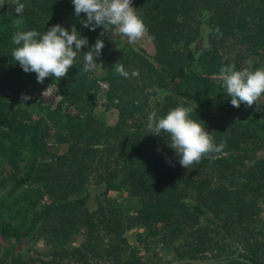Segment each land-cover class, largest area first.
<instances>
[{"label": "trees", "instance_id": "trees-1", "mask_svg": "<svg viewBox=\"0 0 264 264\" xmlns=\"http://www.w3.org/2000/svg\"><path fill=\"white\" fill-rule=\"evenodd\" d=\"M19 2L26 5L22 17L24 22L19 26L15 24L18 17L13 11L17 0L14 3H0V124L4 125L8 132L29 134V142L33 145L40 129L39 123L35 122L33 129L30 126L32 131L25 133L26 122L15 119L9 114L10 111L4 109L5 100L15 95L22 78H32L29 85L27 84L30 88L35 87L37 83L33 80L35 73H25L18 62L12 59L10 54L17 47L12 43V36L17 31L27 30H36L43 34L55 24H60L66 29L74 25L82 36L88 38L90 47L99 36V28L91 31L82 27L79 21L85 18V14L81 13L80 17H76L71 0H19ZM196 4L199 6L194 7ZM196 10L198 11L196 14L205 17L204 22L209 27L206 38L198 34V26L193 24L195 16L193 14ZM143 22L148 28L149 37L156 42V65L137 51H124L121 46L108 49L105 42H110L109 36L100 37L105 46L96 61L105 62L103 80L108 87L104 94L107 101L106 109L117 111L118 117L114 123L95 119L84 109L83 105H90V99L94 94L89 93L86 87L89 80L88 72L82 71L83 52L88 50L87 47L81 49L82 53L78 55L66 77L59 80L54 77L45 78L62 89L64 99H71V102L83 110L81 116L67 118L66 121L65 138L67 141L70 140L76 157L72 159L65 156L64 162L52 169L50 166H39L33 155L26 173L20 175H16L17 171L13 173L11 191L19 187L23 189L14 196L11 203L4 205L6 215L0 217V237L3 242H8V238L19 241L23 236L29 235L38 224L48 239L60 233L64 237L69 234L84 235L81 243L71 250V256L75 258L76 263L84 264L90 259L86 252L90 251L91 257L97 255L95 244L100 239L95 238L96 226L99 224L104 230L105 241L104 255H101L107 258L109 264H143L139 259H135L134 254L127 256L129 246L123 235L124 226L129 227L133 224L148 226L152 222L168 223L172 217L181 213L192 220V225L206 227L212 223L218 227L214 217L208 216L209 211L215 217L222 207L230 209L231 216L233 214L237 217L244 214L252 216L257 213V205L262 195L259 194L256 178L242 181L241 187L234 189L230 186L210 184L209 179L200 177L199 165L207 161L214 164L229 161L226 158H214L213 156L217 154L214 152L205 155L198 164L190 166L194 167L191 171L196 174V178L192 179L191 175H185L174 151L167 146L170 144L167 134L161 133V136L148 134L147 127L142 123H133L129 120L136 116V110L144 109L147 105V101L141 104L137 102L134 93L140 90L138 83L149 70L154 74L149 78L148 84H155L158 88L166 90V94L163 95L165 101L156 103L153 111L163 113L161 115L163 117L177 106L191 107L193 111L190 118L204 123L214 143L224 145L221 151L226 149L232 135L224 133L220 120L236 122L235 119H231L234 111L221 103L222 95L219 99L211 97L212 93H217L212 91L213 82L200 71H192L194 64L191 63L194 60L198 62L202 60L204 61L202 64L207 65V71L212 73L219 72L225 65L234 64L236 68H241L242 65L248 67L251 59H262L264 0H149ZM105 33L109 32L105 29ZM185 51L188 52V58L187 63L182 66ZM115 63L123 64L130 74L135 70L134 67L139 65V75L137 77L130 75V79L122 77L115 72ZM92 86L90 84V87ZM24 90L28 92L25 87ZM78 94L86 98L81 99ZM2 100L4 102L1 103ZM110 133L115 138L114 144L108 145L109 149L95 145L107 141ZM241 141L242 139L239 142ZM34 151L35 149H32L33 153ZM105 154L116 156L118 165L114 167V175L111 177L117 176V172L124 174L126 181H123V184H129L128 191L136 200L135 209L122 220L120 217L104 219L105 212L88 209L91 193L87 188H84V193H80L86 183L78 181L79 177L78 180L74 179L78 174L84 180L87 179L92 166L99 163L100 157ZM78 155L81 157L79 160ZM62 158L57 159L60 161ZM73 161L75 165H70ZM255 165L264 167V159ZM63 167L72 169L62 171ZM225 169V174L219 171L220 178H225L228 172L233 176L236 171L232 164ZM72 174L74 178L71 177ZM57 183L64 185L58 190L64 194L70 192L71 187L76 188L71 191L73 195L60 202H50L38 209L45 190L48 189L55 194L58 192L55 190L59 186ZM184 186L191 188L190 200L184 199ZM223 221L225 225L228 220ZM191 230L198 231V228L192 227ZM207 235L208 232L205 236ZM11 251L10 248L3 251L1 262L7 260ZM253 263L264 264V255L260 260L253 259ZM234 264L246 263L239 261Z\"/></svg>", "mask_w": 264, "mask_h": 264}, {"label": "rangeland", "instance_id": "rangeland-1", "mask_svg": "<svg viewBox=\"0 0 264 264\" xmlns=\"http://www.w3.org/2000/svg\"><path fill=\"white\" fill-rule=\"evenodd\" d=\"M0 1V3H14L16 0ZM148 5L149 0H132V7L135 8L137 15L142 20ZM198 6L196 4L194 7ZM196 13H198L197 10L193 14V16L195 15L193 24L198 26V34L206 38L209 27L204 22L205 17H201ZM101 31L102 28H99L98 33L100 34ZM106 31L109 32L105 33L106 36H109L110 41L105 42L108 49L109 47L121 46L124 51H137L156 65L155 53L157 46L148 33L136 43L129 44L127 38L116 34L114 29L108 28ZM185 53L186 56L182 66L187 63L188 52L185 51ZM250 61L253 70L256 68L264 69V56L262 59L253 58ZM203 62L202 60H199V62L194 60L191 63V65L194 64L193 67L191 66L192 71H200L213 82L212 91L217 93H212L211 97L219 99L222 95V98H220L224 101L222 100L221 103L234 111L231 119H235L236 122L220 120L224 133H230L232 136L230 142L226 145L227 148L213 156L217 159L226 158L229 161L221 164H214L210 161L201 163L198 168L199 175L201 178L209 179L210 184L230 186L233 189L241 187L240 182L242 181L256 178L255 181L259 186V194L262 195V198L257 205V213L252 216L248 214L241 217L234 216V214L231 216L229 215L231 210L224 207L217 212L216 217L209 211L208 216L214 217L213 219L218 223V227H215L212 223L206 227L199 224L192 225V220L181 213L172 217L168 223L152 222L148 226L141 224L124 226L123 235L129 246L127 256L132 253L135 255V259H139L143 264H234L239 261L254 264L253 259L260 260L264 255V167H261L263 165H255L258 161L264 159V94L252 107H246L243 103L239 108L233 107L230 104L231 98L227 97L221 86L218 77L219 72H208L207 65L202 64ZM83 63L84 61L82 65ZM97 63L100 65L94 71L88 72L89 80L86 86L89 93L94 92V94L90 99V105L84 104L83 106L86 113H90L95 119L105 120L107 123L112 124L117 119L118 114L114 109H106L107 101L104 94L108 87L103 80L105 62L99 60ZM138 67L139 65L134 67L135 71H139ZM240 67L236 70H241L247 65ZM152 74L149 70L143 74V78L140 79L141 82L138 83L140 90L134 93L137 102L141 104L143 101H147V105L144 109L136 110V116L129 120L133 123H142L143 126L147 125L148 114L155 110L154 105L165 101L163 95L166 94V90L158 88L155 84H148L149 78L153 76ZM130 75L128 79H130ZM31 80L32 78H22L19 85H17L15 95L5 100L6 106L4 109L10 111L9 114H12L15 119L26 122L25 133L32 131L30 126L33 129L35 122L39 123L40 129L37 132L35 144L31 145L29 134H21L18 131L8 132L7 128L0 124V217L6 215L4 205L8 202L11 203L14 196H17L19 191L23 189V187H19L11 191L14 182L13 173L15 171H17L16 175L26 173L33 155L36 157L39 166H50L52 169L54 166L57 167L62 164L65 156L72 159L75 156L74 147L70 146V140L67 141V138H65L66 121L67 118L81 116L83 110L78 108L77 104L71 102V99H64L62 89L51 81L44 80L42 84L37 82L35 87L30 88L28 85ZM33 80L36 81V76L33 77ZM90 84L93 86L90 87ZM24 87L28 89L27 93ZM24 95L30 97V100H23L22 96ZM78 95L81 99L86 98L80 94ZM156 112L158 116L163 115V113ZM111 133L107 141L95 145L99 148L109 149L108 145L114 144L113 138H115L112 137ZM240 139H242L241 142H239ZM236 147H245V149ZM32 149H35L34 153ZM58 157L63 158L58 161ZM79 157L80 155L77 157L78 160ZM115 159L114 154H105L100 157L99 163L97 162L92 166L91 172L86 177L87 179L84 180L83 177H80V174L76 175L75 178L72 174L71 177L77 178L76 180L80 178L78 181L81 182L85 181L86 185L81 188L80 193H84V188L90 191L88 209L105 212L104 219L120 217V220H122L135 209L136 200L131 197L128 191L129 184H123V181H126L124 174L117 172V176L111 177L114 175V167L118 165ZM230 164L235 167L234 175L232 176L228 172L225 178H220L219 171H223L225 174V167ZM70 165H75V161L71 162ZM69 168L63 167L61 170L68 171L72 169ZM193 168H183L185 175H191L192 179L196 176L191 171ZM73 170L77 171V169ZM56 185H59L55 189L57 191L64 187L62 183ZM75 189L71 187L70 192L67 194L60 191L55 194L47 189L45 190L46 193H43L42 200L37 208L41 209L50 202H60L64 198L71 197L73 195L71 191ZM184 190V199L190 200L191 188L184 186ZM224 219L228 220L225 225H223ZM192 227L193 229L198 228V231L191 230ZM41 228L40 224L36 225L29 235L23 236L19 241L8 238V242H3L0 237V258L6 248L12 249L5 262L0 260L1 264H77L75 258L71 256V250L81 243L84 235L69 234L64 237L60 233L52 235L48 239V237L45 238L47 235L41 231ZM206 232H208L207 236H205ZM96 235L97 238L95 239H100L95 244L97 255L91 257L90 254L92 253L90 251L86 252L90 259L84 264H109L107 258L101 255H104L103 244L105 241L103 239L104 230L99 224L96 226Z\"/></svg>", "mask_w": 264, "mask_h": 264}, {"label": "clouds", "instance_id": "clouds-1", "mask_svg": "<svg viewBox=\"0 0 264 264\" xmlns=\"http://www.w3.org/2000/svg\"><path fill=\"white\" fill-rule=\"evenodd\" d=\"M74 7V15L85 18L79 22L82 27L91 31L102 28L95 43L89 47L88 38L82 36L73 25L70 29L60 24L52 25L43 34L36 30L17 31L12 36V43L16 45L11 57L25 73H35L36 81L43 83L45 78L66 77L68 70L76 62L81 49L88 48L83 52V72L94 71L98 65L96 60L101 56L104 48L103 37L105 29L112 28L116 34L126 37L129 44H134L144 38L148 28L143 20L137 15L132 7V0H71ZM26 5L17 3L13 11L17 14L15 24H23V12ZM115 72L124 78H129L123 64L115 63ZM138 71H132L131 76L137 77ZM221 86L230 104L239 108L243 103L246 107H252L264 94V69L249 67L236 70L234 64L222 66L218 74ZM23 100L30 97L24 95ZM193 109L191 107L177 106L170 109L163 117L152 111L147 116L148 134L161 136L168 135L171 148L181 167L188 169L194 163L198 164L201 159L210 153L220 152L223 144L214 143L210 132L204 123L190 118ZM160 150L159 148L157 149ZM171 163V161H168Z\"/></svg>", "mask_w": 264, "mask_h": 264}]
</instances>
